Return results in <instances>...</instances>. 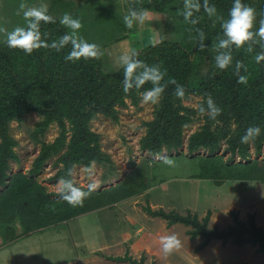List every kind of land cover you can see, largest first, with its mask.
<instances>
[{
    "label": "trees",
    "instance_id": "obj_1",
    "mask_svg": "<svg viewBox=\"0 0 264 264\" xmlns=\"http://www.w3.org/2000/svg\"><path fill=\"white\" fill-rule=\"evenodd\" d=\"M173 1L175 0H137L138 10L147 8L162 12L170 6L171 10H178L181 15L178 18L181 21H169V27L173 30L170 33L179 34L178 39L153 43L138 50L139 58L146 64L159 65L162 71L167 72L162 81L166 88L161 106L155 119L147 122L148 131L143 137V148L152 154H160L164 146L172 149L183 143V129L191 118L181 113L187 107L173 95L176 85L168 83V79L174 78L185 87V98L190 95L202 96L200 104H206L211 96L222 109L216 121L206 116L203 129L190 137L189 150L193 152L204 147L213 153L218 149L221 139L226 137L232 154L249 159V162L226 165L222 159L217 160L219 156H215L217 159L201 158L212 160L218 166L233 167L236 172H244L245 177H264L262 166L250 158L251 145L257 154L264 148V61L257 64L254 60L257 54L264 52V41L254 37L242 48L237 49L233 45L229 49H218L216 45L219 40L226 39L222 24L230 18L229 12L234 0H207L210 6L217 9L215 16H209L204 11V0H193L200 4L199 12L193 10L191 19L197 20L195 24L184 19V0L179 5L173 4ZM242 2L257 12L253 29L255 31L259 28L260 20L264 19V0ZM40 31L42 39L49 44L69 34L57 18L54 23L41 22ZM201 32L204 34L202 41L199 36ZM201 43L204 45L203 50L200 48ZM71 47V44L66 45L59 52L52 48L40 49L28 55L20 49L9 48L6 41L0 42V187H4L0 192V241L5 246L43 231L52 224L58 225L62 220L85 214L90 209H101L129 197L137 189L128 179L117 188L96 191L85 200L82 207L73 208L63 200L51 201L45 197L42 201L35 200L41 194L32 192L35 185L30 178H14L10 184L6 181L10 161L19 159L14 150L18 142L9 131L11 121L22 122L26 114L36 112L44 116L45 120L41 122L44 126L57 122L61 127L60 136L53 144L43 146L30 173L32 176L38 174L47 159L59 154L55 161L59 168L54 177L63 176L73 181L69 170L73 172L76 165H84L86 168L93 160L101 164L110 160L102 150L100 134L91 128V120L97 114H103L117 121V107L126 105L127 98L134 104L138 103L140 96L137 90L133 89L129 94L122 90V68L106 72L103 58L81 59L75 63L65 61L64 57ZM249 47L252 48L251 52L247 50ZM222 51L232 54V63L226 70L215 66V57ZM237 62L248 69L247 72L244 67L239 69V74L248 77L246 85L237 82ZM150 87L152 85L148 82L139 92ZM67 121L71 125L70 136ZM218 121L216 129H213ZM233 122L236 123L234 129ZM250 126H259L261 135L251 143H241V137ZM64 147L67 148L61 153ZM243 175L241 176L244 177ZM144 210L151 216L164 218L169 226L181 223L190 227L187 232L191 239L202 238L195 248L197 252L213 240H219L223 245H250L264 254V227L258 225L254 213L249 214L247 221H243L239 217V211L232 210L230 215L234 223L226 228H219L209 227L210 213L200 219L196 214L154 210L150 205L145 206ZM116 260L145 264L144 258L139 261L128 254L117 257Z\"/></svg>",
    "mask_w": 264,
    "mask_h": 264
},
{
    "label": "rangeland",
    "instance_id": "obj_2",
    "mask_svg": "<svg viewBox=\"0 0 264 264\" xmlns=\"http://www.w3.org/2000/svg\"><path fill=\"white\" fill-rule=\"evenodd\" d=\"M21 2L0 0V25L9 31L17 26L26 27L23 16L16 14ZM23 2L29 7L46 5L48 14L58 20L65 13L80 19L83 28L79 35L101 47L106 72L115 70V62L122 54L179 38V34L170 33L169 21L181 18L180 11H173L170 6L169 10L162 12L149 9L153 15L150 22L128 29L123 23V16L132 10L139 11L137 0ZM180 2L175 0L173 4L179 5ZM5 41L6 34L0 33V42ZM202 100V96L196 95L185 98L182 105L187 110L181 113L191 120L184 126L183 143L172 149L164 146L160 153L172 159L175 167L164 164L158 154H152L142 146L148 131L147 122L155 119L161 101L157 105H145L141 103V96L137 104L127 98L126 105L117 107V121L97 114L90 125L93 131L100 134L102 150L110 158L107 163L95 162L96 173L92 179L99 185L97 192L117 188L128 179L137 186L136 191L101 209H90L85 214L62 220L58 225L52 224L6 246L0 241V264H132L116 260L125 254L139 261L144 258L145 264H264V254L250 245H223L221 241L213 240L197 252L195 248L202 238L191 239L187 232L190 227L181 223L169 226L164 218L151 216L144 210L150 205L154 210L191 213L200 219L210 213L209 227L219 228L232 225L230 212L238 210L241 220L247 221L249 214L254 213L258 225L264 227V198L261 196L264 193V177H245L242 171L239 173L233 167L218 166L212 160L210 162L201 157L211 159L219 156L215 159H222L224 164L245 163L249 159L233 155L226 137L221 139L213 153L204 147L193 152L189 150L190 137L201 131L206 123L207 115L202 116L197 111ZM44 120L43 115L32 112L26 114L22 122L13 120L9 123L10 134L18 142L14 150L19 159L10 161L6 181L10 184L14 178H30L35 185L32 192L41 194L39 199L34 195L35 200L42 201L44 197L51 201L62 200L57 195L60 178L54 177L59 168L55 163L59 154L47 159L38 174L32 176L30 173L43 146L53 144L61 133L57 122L44 126L41 124ZM66 123L70 136L71 125L68 121ZM218 124L219 121L213 129ZM235 126L233 122L232 128ZM250 153L251 160H256L264 169V148L257 154L251 145ZM85 169L84 165H76L72 172L74 183L83 188L91 182L84 173ZM250 182L255 186H251ZM3 189L0 187V192ZM170 234L176 235L182 246L165 256L159 241L160 237Z\"/></svg>",
    "mask_w": 264,
    "mask_h": 264
},
{
    "label": "clouds",
    "instance_id": "obj_3",
    "mask_svg": "<svg viewBox=\"0 0 264 264\" xmlns=\"http://www.w3.org/2000/svg\"><path fill=\"white\" fill-rule=\"evenodd\" d=\"M184 7V19L193 24L197 23V20L191 18L193 16V10L197 12L200 11V4L198 2H193V0H184ZM204 11L209 16L217 15V9L215 6H210L207 0H204ZM16 14L18 16H23L26 27L17 26L9 31L6 27L0 25V33L6 34V43L9 48L20 49L26 54L31 55L36 50L47 48H52L59 52L66 45L71 44V50L64 57L65 61L75 63L81 59L93 60L103 57V52L99 45L90 43L79 35L80 30L83 28V24L80 19L73 18L69 13H65L60 18L59 23L68 28L70 33L60 37L58 41H52L51 44L42 39L40 31L41 22H55V17L48 14V7L46 5L29 7L22 0ZM229 16L230 18L225 20L222 24L226 39L219 40V43L216 45L218 49H229L233 45L239 49L247 42L252 41L254 37H259L261 41H264V19L260 20L259 28L255 31L253 30L257 17V12L254 8L245 5L242 0H234ZM152 19L153 15L151 11L147 8H143L139 11L132 10L128 15H124L123 23L126 28L132 29L134 25H144ZM199 36L202 41L204 39V34L201 32ZM200 48L201 50L204 48L202 43L200 44ZM247 50L251 52L252 48L249 47ZM139 56L140 52L133 49L130 54H122L116 60L114 65L115 70L119 71L121 68L123 69L124 79L122 90L125 94H129L135 89L141 96L142 104L157 105L160 103L165 92L166 85L163 84L162 81L165 80L167 72L162 71L159 65L146 64ZM254 60L257 64L264 61V52L257 54ZM231 63V52L222 51L215 57V66L220 70H226ZM242 67H244V65L237 62V82L246 85L248 83V77L239 74V69ZM140 69H142V71H138ZM244 71L247 72L248 69L244 67ZM148 82L151 83L152 87L140 93L139 90ZM168 83L176 85L173 95L183 102L186 96L185 87L179 84L174 78H169ZM197 111L202 116L207 115V117L213 121H216L217 117L222 113V109L216 105L211 96L208 97L206 104H200ZM260 135L261 128L259 126H250L241 137V143H251ZM158 158L169 167H175V162L167 155L158 154ZM84 173L91 181L87 185L86 190L79 187L71 179H67L63 176L60 177L58 181L57 195L73 208L82 207L85 200L90 198L99 187L95 180L92 179L96 173V163L94 160L87 165ZM71 174L72 172L69 170V175ZM250 185L255 186V183L250 182ZM261 196L264 198V193H261ZM159 242L165 256L173 254L182 246L181 240L174 234L160 237Z\"/></svg>",
    "mask_w": 264,
    "mask_h": 264
}]
</instances>
